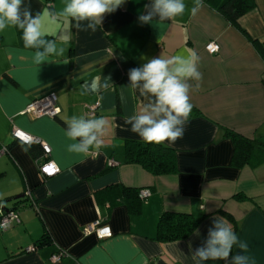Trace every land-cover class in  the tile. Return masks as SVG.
Wrapping results in <instances>:
<instances>
[{
	"label": "crops",
	"instance_id": "1",
	"mask_svg": "<svg viewBox=\"0 0 264 264\" xmlns=\"http://www.w3.org/2000/svg\"><path fill=\"white\" fill-rule=\"evenodd\" d=\"M184 2L183 16L142 24L139 16L150 0H124L93 32L83 29L86 22L77 28L61 14L67 0H23L33 15L42 14L43 38L63 49L40 65L33 62L35 49L24 47L22 30L0 31V209L19 215V223L0 230V264H195L191 255L206 242L214 217H224L247 244L241 254L248 264H264V161L258 163L264 158L256 155L251 164L238 166L227 135L264 144V0H254V9L235 24L213 0H203L195 16L190 12L194 0ZM210 42L219 46L217 53L205 50ZM190 51L200 58L203 80L190 93L193 108L183 137L160 144L173 150L174 172L154 175L126 162L129 142L146 143L126 123L144 103L130 88L128 73L161 54ZM96 76L102 83L109 78V88L82 95L81 86ZM49 94L57 97L56 118L23 114L32 100ZM95 104L93 118L109 121L104 146L70 153L66 122L85 116ZM14 127L40 139L50 154L13 140ZM46 161L58 167L56 175L40 174L38 165ZM123 189L136 196L150 191L138 213L124 202ZM163 213L191 215L197 227L186 239L158 241ZM94 223L108 226L111 236L82 233ZM240 251L234 246L232 254ZM58 252L64 256L51 263Z\"/></svg>",
	"mask_w": 264,
	"mask_h": 264
},
{
	"label": "clouds",
	"instance_id": "2",
	"mask_svg": "<svg viewBox=\"0 0 264 264\" xmlns=\"http://www.w3.org/2000/svg\"><path fill=\"white\" fill-rule=\"evenodd\" d=\"M123 3L124 0H67L61 14L72 18L77 28L86 22L83 29L94 32L98 26H102L104 16L115 12ZM201 7L203 0H194L191 15L195 16ZM144 8L146 14H141L139 21L152 24L153 21H171L183 16L187 5L184 0H150ZM48 16L52 20L56 18L55 13L50 12ZM41 22L42 14L33 15L31 7L25 6L23 0H0V31L8 27L22 30L24 47L35 49L33 62L37 65L47 61L49 56L63 52V49L58 51L55 41L43 38ZM199 59L195 51H190L188 55L161 54L129 70V86L139 92L144 103L127 118L126 123L144 142L172 144L183 137L193 108L190 93L198 91L203 80L198 68ZM107 80L110 79L105 78L102 83L101 77L96 76L90 82L86 81L81 86V94H98L107 90ZM66 123L65 135L70 141L67 144L70 153L88 154L104 146V137L109 131V121L105 117L74 115ZM234 246L241 250L240 253L232 254ZM246 249L247 244L239 240L227 220L214 217L206 242L191 256L195 264L209 260L229 261V257V264H248V257L241 254Z\"/></svg>",
	"mask_w": 264,
	"mask_h": 264
},
{
	"label": "trees",
	"instance_id": "3",
	"mask_svg": "<svg viewBox=\"0 0 264 264\" xmlns=\"http://www.w3.org/2000/svg\"><path fill=\"white\" fill-rule=\"evenodd\" d=\"M213 2L217 9L233 24L241 16L253 10L255 6L254 0H213ZM227 135L232 137L233 161L238 166L246 163L251 164L256 155L264 158V144L248 141L232 133ZM125 157L127 163L138 164L154 175H168L175 170L173 150L160 144L129 142L126 145ZM262 161L264 159H259L258 163ZM121 196L125 203L131 202L135 207L134 212L138 213L143 201L137 198L136 191L123 189ZM196 227L197 221L191 215L163 213L158 222L156 239L161 242L186 239ZM46 237L47 234L41 238L39 245L45 244Z\"/></svg>",
	"mask_w": 264,
	"mask_h": 264
},
{
	"label": "built area",
	"instance_id": "4",
	"mask_svg": "<svg viewBox=\"0 0 264 264\" xmlns=\"http://www.w3.org/2000/svg\"><path fill=\"white\" fill-rule=\"evenodd\" d=\"M205 50L209 54L217 53L219 46L216 43L210 42L205 46ZM98 104L89 106L86 108L85 116L93 118L96 115V110ZM23 114L31 116L33 118L40 117H49L56 118L60 114V108L57 104V97L54 94H49L45 97L32 100L25 108ZM11 138L20 144L29 145L36 144L38 145L42 152L46 155L50 154V148L40 139L35 138L25 132H22L18 128H13L11 132ZM6 151V150H5ZM113 161L110 162L112 164ZM39 172L44 177H51L56 175L59 172L58 167L51 161H46L43 164L38 165ZM26 196H29V193H26ZM150 196L149 190H140L138 193V198L142 201H145ZM31 204L33 202L31 201ZM19 223V215L16 211L5 212L0 209V230L5 231L10 228L12 225ZM82 233L85 235L95 234L98 239H105L111 236V231L108 226H103L100 223L90 224L82 228ZM62 252L53 254L50 257L51 263L60 262L63 257Z\"/></svg>",
	"mask_w": 264,
	"mask_h": 264
},
{
	"label": "water",
	"instance_id": "5",
	"mask_svg": "<svg viewBox=\"0 0 264 264\" xmlns=\"http://www.w3.org/2000/svg\"><path fill=\"white\" fill-rule=\"evenodd\" d=\"M1 209L6 211V212L10 211L9 208H6L5 206L1 207Z\"/></svg>",
	"mask_w": 264,
	"mask_h": 264
}]
</instances>
